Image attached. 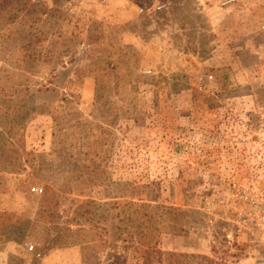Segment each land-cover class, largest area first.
Instances as JSON below:
<instances>
[{"label": "rangeland", "instance_id": "obj_1", "mask_svg": "<svg viewBox=\"0 0 264 264\" xmlns=\"http://www.w3.org/2000/svg\"><path fill=\"white\" fill-rule=\"evenodd\" d=\"M221 1L0 0V264H256L264 0Z\"/></svg>", "mask_w": 264, "mask_h": 264}, {"label": "built area", "instance_id": "obj_2", "mask_svg": "<svg viewBox=\"0 0 264 264\" xmlns=\"http://www.w3.org/2000/svg\"><path fill=\"white\" fill-rule=\"evenodd\" d=\"M234 1L236 0H223L221 5L234 3ZM230 189L229 198L219 203L229 205V208L234 211L232 224L235 226V234L247 235L248 258L256 264H264V191L256 186L241 187L236 183H232Z\"/></svg>", "mask_w": 264, "mask_h": 264}]
</instances>
